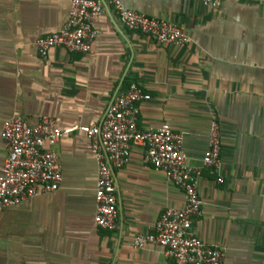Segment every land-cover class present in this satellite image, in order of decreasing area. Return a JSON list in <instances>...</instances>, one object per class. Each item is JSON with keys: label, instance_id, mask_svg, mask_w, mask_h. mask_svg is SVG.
Listing matches in <instances>:
<instances>
[{"label": "crops", "instance_id": "crops-1", "mask_svg": "<svg viewBox=\"0 0 264 264\" xmlns=\"http://www.w3.org/2000/svg\"><path fill=\"white\" fill-rule=\"evenodd\" d=\"M119 1L175 24L191 42L158 44L103 6L90 53L57 48L41 58L35 41L61 28L69 0H0V171L7 157L2 126L13 116L30 126L47 117L58 129L98 124L114 97L138 83L150 96L138 105L139 129L168 125L183 137L187 165L201 170L195 235L222 250V264H264V3ZM213 121L219 172L202 166ZM53 151L59 188L0 212V264H172L159 246L132 245L164 210L184 204L182 190L146 163L143 147L132 146L127 163L113 170L112 232L94 223L97 167L87 137L73 131Z\"/></svg>", "mask_w": 264, "mask_h": 264}, {"label": "built area", "instance_id": "built-area-1", "mask_svg": "<svg viewBox=\"0 0 264 264\" xmlns=\"http://www.w3.org/2000/svg\"><path fill=\"white\" fill-rule=\"evenodd\" d=\"M205 6L217 8L225 0H199ZM264 3V0H243ZM69 14L56 32L38 38L35 47L41 58L51 50L86 55L98 33L94 26L103 6L128 30L145 35L154 42L183 47L191 42L185 32L170 22L127 9L119 0H69ZM150 96L138 83H130L114 97L102 121L88 126L58 129L54 121L42 117L35 126L15 115L4 122L1 139L7 157L0 171V212L19 206L39 194L56 191L61 182V167L53 147L58 141L78 131L83 133L96 163L94 189V223L100 230L117 228V198L113 170L128 161L132 146L145 149V161L161 171L167 182L180 188L184 204L180 209H166L154 224L151 233L137 235L135 249L149 245L162 248L172 264H222L221 249L204 243L194 233V222L202 214V200L197 189L199 168L186 163L183 137L164 124L157 129L141 130L137 125L138 105ZM208 148L203 154L204 169L220 171L221 138L219 127L212 122L207 136ZM218 183H223L221 177Z\"/></svg>", "mask_w": 264, "mask_h": 264}]
</instances>
